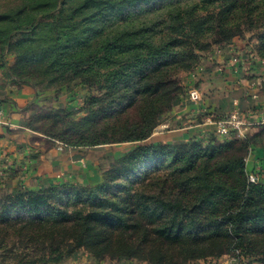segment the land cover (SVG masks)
<instances>
[{"label":"trees","instance_id":"obj_1","mask_svg":"<svg viewBox=\"0 0 264 264\" xmlns=\"http://www.w3.org/2000/svg\"><path fill=\"white\" fill-rule=\"evenodd\" d=\"M245 32L264 58V0H0V102L24 86L98 84L79 119L41 106L26 127L74 148L136 144L95 186L0 176V264H55L78 249L150 264L238 251L264 264V182H248L245 162L264 124L242 138L148 141L183 93L176 74Z\"/></svg>","mask_w":264,"mask_h":264},{"label":"rangeland","instance_id":"obj_2","mask_svg":"<svg viewBox=\"0 0 264 264\" xmlns=\"http://www.w3.org/2000/svg\"><path fill=\"white\" fill-rule=\"evenodd\" d=\"M256 33L255 32H245L244 38L235 37L227 43H222L220 45H213L207 51L201 52V58L199 62L191 71H181L176 74L178 83L183 87V93L174 101L172 109L167 112L162 118L160 123L153 129L152 135L148 141H184L187 139H194L206 143L208 139L216 137L218 140H223V138H234V136H219L213 129L201 128L196 123L202 121L201 118L205 115H209L213 118H218L217 114L211 113L204 109L203 105L199 102L197 107L194 106L189 108L193 101L189 100L188 92L192 86H199L204 93L211 89L209 83H207V77L209 75L208 70L206 69V63L212 64L215 57H219L223 53L224 48L227 45L233 43V47L243 46L242 49H246L249 53H254L257 55L256 50ZM223 49V50H222ZM198 68L201 69L198 74ZM104 72L105 69H102ZM100 85H102V78L99 79ZM6 84L4 77L0 72V85ZM7 85V84H6ZM68 89L66 90H56V89H45L39 88L40 94L35 101L34 105L28 109L26 113L30 116L33 112L38 111L41 106H64L66 109L72 111L73 119H79L83 115L82 106L84 104L83 100L86 96L99 95L100 89H98V84H94L92 87H87L80 83L79 79H75L73 82L68 84ZM218 90V89H216ZM199 101V100H198ZM197 102V101H196ZM235 106L233 101V106ZM231 108V109H232ZM230 111V110H229ZM227 113V112H226ZM221 115V114H220ZM225 114L221 115L224 116ZM26 116V119L28 118ZM216 116V117H215ZM219 116V117H221ZM253 126H250L252 129ZM248 129V132H255V129ZM21 128H14L7 131L6 136L11 138H20L22 134ZM251 130V131H249ZM30 136L28 142L34 146L35 151L47 153V157H57L61 161V169L59 165L53 166L52 171L54 172L53 179H50L49 182L43 183L41 180L34 179L37 182H28L23 183L24 180L20 177L21 174L18 168H13L17 170L19 174L18 181L24 187H46L51 182L57 183H71L76 184L77 186H95L102 182L103 174L105 171H108L114 163L132 150L135 147V143L132 142H113L108 144H101L93 147H84V148H74L70 145H66L64 142L44 136L41 133L30 131ZM236 138V137H235ZM242 138V137H239ZM19 143H23L19 141ZM258 145V144H257ZM255 146V145H254ZM253 148V147H252ZM74 151V152H72ZM251 151V149H250ZM39 152V153H40ZM72 152L73 154H68ZM56 153V154H54ZM248 157L245 162L247 164ZM69 161L67 164L66 162ZM66 163V164H65ZM6 165V166H4ZM11 166L7 162L3 161L0 158V176L6 175L10 171ZM57 174V175H56ZM38 176L37 174H35ZM90 178H86L88 176ZM17 178V177H16ZM33 179V178H32ZM260 181V180H259ZM10 186V185H8ZM7 186V187H8ZM11 189V188H10ZM55 264H150L146 260L138 259H110L105 257L103 259H98L91 256L86 250L78 249L74 254L64 258L61 262ZM188 264H263L261 261L254 256H246L244 254H239L238 251L223 254L219 257L209 258L208 260H197L191 261Z\"/></svg>","mask_w":264,"mask_h":264},{"label":"crops","instance_id":"obj_3","mask_svg":"<svg viewBox=\"0 0 264 264\" xmlns=\"http://www.w3.org/2000/svg\"><path fill=\"white\" fill-rule=\"evenodd\" d=\"M235 46L233 47V43L227 45L224 50L222 49L223 53L219 57H215L216 60L212 64L206 63L205 70L209 72V75L206 76L208 79L207 83L210 84L211 89H209L206 96L204 90L202 91L198 85L192 86L198 89L201 97L199 101L191 103L189 108L193 106L196 108L200 102L206 111L213 112L219 117L231 110L235 100L244 116L252 123L251 126L263 125L264 58L247 52L246 49H242L243 46ZM197 70L199 74L201 69L198 68ZM8 90L9 88L6 84L0 85V100L7 97ZM38 96L39 94L37 95L33 88L24 86L10 95L12 99L0 102V158L2 162L5 161L11 167L18 168L21 174L20 177L24 180L23 183L41 180L45 184L55 176L51 170L53 166L59 165L61 169L64 167L61 163L62 159L58 160L59 155L54 157L51 154V157H47V153L44 154L40 151L32 153L35 145H31L28 142L24 143L28 141L27 139L31 133V130L25 124L26 116L29 115L26 112L29 108L27 110L24 108L35 101ZM207 116L209 115L202 117V121L195 125L201 128H210V126L204 124ZM3 126L9 127V129L21 128L24 130H22L20 138H9L6 136L7 131L4 130ZM22 140L23 143H19ZM72 152L68 154L72 155ZM262 161H264V143L253 146L246 164L250 171L260 167V180L264 182V170L261 167ZM68 162L66 163L69 164ZM86 178H90L89 175Z\"/></svg>","mask_w":264,"mask_h":264},{"label":"built area","instance_id":"obj_4","mask_svg":"<svg viewBox=\"0 0 264 264\" xmlns=\"http://www.w3.org/2000/svg\"><path fill=\"white\" fill-rule=\"evenodd\" d=\"M200 97L201 95L197 88H191L189 90V100L196 102L200 100ZM234 104L235 106L224 116L218 118L207 116L204 120V124L210 126V128L213 129L219 136H234L236 138L243 137L252 123L246 116H244L235 100ZM247 178L250 183L258 182L261 178L260 167L249 171Z\"/></svg>","mask_w":264,"mask_h":264}]
</instances>
